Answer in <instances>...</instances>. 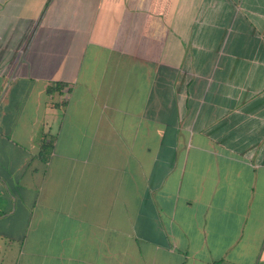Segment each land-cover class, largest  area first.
Returning a JSON list of instances; mask_svg holds the SVG:
<instances>
[{"label":"crops","instance_id":"obj_1","mask_svg":"<svg viewBox=\"0 0 264 264\" xmlns=\"http://www.w3.org/2000/svg\"><path fill=\"white\" fill-rule=\"evenodd\" d=\"M0 264H264V0H0Z\"/></svg>","mask_w":264,"mask_h":264}]
</instances>
